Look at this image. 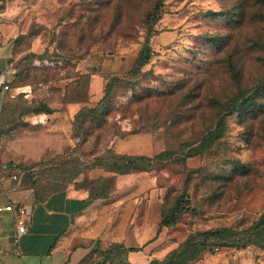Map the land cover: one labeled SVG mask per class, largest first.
I'll use <instances>...</instances> for the list:
<instances>
[{
  "label": "rangeland",
  "instance_id": "obj_1",
  "mask_svg": "<svg viewBox=\"0 0 264 264\" xmlns=\"http://www.w3.org/2000/svg\"><path fill=\"white\" fill-rule=\"evenodd\" d=\"M0 36L13 69L0 159L36 200L69 187L110 190L117 174L106 164L121 142L150 159V172L127 183L157 190L145 192L129 231L140 224L150 237L184 198L153 258L198 231L230 228L235 241L210 242L190 264H264V246L245 231L264 212V117L222 114L221 136L201 141L222 105L264 76V0H0ZM144 45L152 59L132 71ZM92 74L103 79L111 113L89 131L76 117L99 103L90 99Z\"/></svg>",
  "mask_w": 264,
  "mask_h": 264
},
{
  "label": "crops",
  "instance_id": "obj_2",
  "mask_svg": "<svg viewBox=\"0 0 264 264\" xmlns=\"http://www.w3.org/2000/svg\"><path fill=\"white\" fill-rule=\"evenodd\" d=\"M10 55V45L0 36L1 113L10 90L4 86L9 85L13 74ZM103 90V79L92 74L90 99L99 100ZM80 107L75 104L73 109ZM116 149L121 153L146 154L133 151L121 142ZM3 162L0 159V264H105V252L113 244L141 248L128 253L132 264H149L153 259L150 249L160 241L161 219L156 232L148 238L140 224H134L137 228L129 231L143 201L141 198L152 188L130 185L127 183L130 180L124 178L145 172L118 175L116 190L110 197L90 198L88 190L69 187L36 200L34 189L25 186L22 179L14 180L15 170ZM10 204L26 205L30 209L28 230L18 243L15 241L17 214L6 208ZM120 211H125V231L119 229L124 226L123 222H118Z\"/></svg>",
  "mask_w": 264,
  "mask_h": 264
},
{
  "label": "trees",
  "instance_id": "obj_3",
  "mask_svg": "<svg viewBox=\"0 0 264 264\" xmlns=\"http://www.w3.org/2000/svg\"><path fill=\"white\" fill-rule=\"evenodd\" d=\"M211 14L216 15V12H211ZM152 59V55L147 45H144L142 48L138 61L136 63V67L133 70H141L145 65H147ZM11 63V58H10ZM108 96V91L103 90V96L98 100V104L93 108L87 109L85 106H82L79 110V113L76 117V122H80V129L83 127L84 123L90 121V125L88 126V130H90L91 124H93V120L95 117L104 120L107 115L111 113V110H108L106 106V100ZM244 111L242 114L253 115L254 117L258 115H262L264 117V76L260 79L251 89H246L239 94H236L233 98H231L228 102L222 105L219 117L224 115V117L229 113H237L240 111ZM43 113L49 114L53 112L52 108H46L42 111ZM224 117H220L217 122V127L212 132L206 133L204 138L201 139L202 143L207 145L221 136L223 133V124L225 119ZM91 120H85V119ZM85 120V121H84ZM197 147H191L189 150L188 156H194L197 154ZM167 152V151H166ZM161 154H159L160 156ZM111 163L106 164L110 171L116 172L118 175L123 174H132L139 172H150V159L143 154H127V153H111L110 156ZM116 176V179H117ZM107 182L115 180L114 177H107ZM93 184V183H92ZM89 191L90 198H105L110 197L113 194V189L116 190V183L114 186L110 188V190H104L101 194H96L94 191V187H82ZM34 189V188H33ZM62 190V189H60ZM58 191V190H57ZM56 192V191H54ZM53 193V192H52ZM51 194V193H50ZM49 194V195H50ZM40 198L39 200L45 199ZM183 201L184 198L180 196L173 207L170 208L169 211H163L161 214L160 221V231L163 227H171L176 224L178 221L182 211H183ZM246 233L252 234L250 240L253 243H258L264 246V242H261L264 238V212L261 216L253 223L251 227L245 230ZM238 232H234L233 229L230 228H217V229H209L206 231H198L196 233L191 234L186 241H184L177 249L171 250L167 253L163 258H153L149 262V264H190L193 261L200 258L205 250H207L208 246L211 244L210 242L216 243L217 246L222 245V242L235 241L236 235ZM255 237V238H254ZM240 243H242L241 239H239ZM237 242V243H238ZM238 243V245H241ZM141 248L139 247H130L127 248L123 244H113L110 248L105 252V264H132L128 260V253L130 251H137ZM122 255L124 258H122ZM125 261V262H124Z\"/></svg>",
  "mask_w": 264,
  "mask_h": 264
},
{
  "label": "built area",
  "instance_id": "obj_4",
  "mask_svg": "<svg viewBox=\"0 0 264 264\" xmlns=\"http://www.w3.org/2000/svg\"><path fill=\"white\" fill-rule=\"evenodd\" d=\"M5 89H9L10 86L6 84L4 86ZM0 148H1V143H0ZM13 179L16 181H20L21 177L17 174L13 175ZM8 210L15 211L17 214V235L15 237V241L18 243L20 240V237L24 235L27 230H28V220H27V215L30 212V209L26 205H17L14 206L13 204H10L6 207Z\"/></svg>",
  "mask_w": 264,
  "mask_h": 264
}]
</instances>
